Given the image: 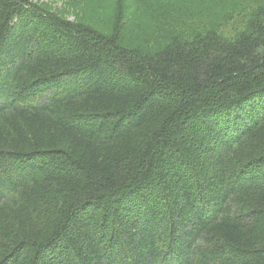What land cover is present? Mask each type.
I'll return each instance as SVG.
<instances>
[{"label": "trees", "instance_id": "1", "mask_svg": "<svg viewBox=\"0 0 264 264\" xmlns=\"http://www.w3.org/2000/svg\"><path fill=\"white\" fill-rule=\"evenodd\" d=\"M0 264H264V5L144 53L0 0Z\"/></svg>", "mask_w": 264, "mask_h": 264}, {"label": "rangeland", "instance_id": "2", "mask_svg": "<svg viewBox=\"0 0 264 264\" xmlns=\"http://www.w3.org/2000/svg\"><path fill=\"white\" fill-rule=\"evenodd\" d=\"M72 23L116 35L120 45L154 53L177 36L214 30L235 40L264 0H26Z\"/></svg>", "mask_w": 264, "mask_h": 264}]
</instances>
